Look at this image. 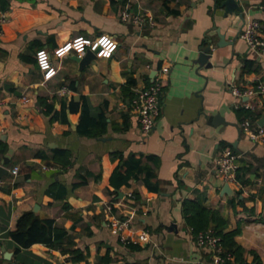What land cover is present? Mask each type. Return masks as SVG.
I'll use <instances>...</instances> for the list:
<instances>
[{
	"label": "crops",
	"instance_id": "1",
	"mask_svg": "<svg viewBox=\"0 0 264 264\" xmlns=\"http://www.w3.org/2000/svg\"><path fill=\"white\" fill-rule=\"evenodd\" d=\"M237 1L244 24L223 17L214 0H0V162L8 155V170L18 167L0 179V264L208 262L210 250L195 243L183 216L185 200L211 211L207 230L233 234L245 263L264 264V143L242 129L246 119L259 125L264 91H230L264 87V52H249L239 36L256 20L264 37V0ZM124 9L152 21H124ZM214 26L226 42L218 46L214 35L212 55L199 64ZM79 36L98 41L81 70L85 52L54 54ZM40 49L56 70L49 78ZM246 59L258 67L243 71ZM158 74L161 109L144 135L130 101ZM223 151L238 155L233 194L223 192L216 164ZM108 204L127 233L147 230L148 240L123 244L108 226ZM29 211L65 231L59 246L17 250L9 233Z\"/></svg>",
	"mask_w": 264,
	"mask_h": 264
},
{
	"label": "built area",
	"instance_id": "2",
	"mask_svg": "<svg viewBox=\"0 0 264 264\" xmlns=\"http://www.w3.org/2000/svg\"><path fill=\"white\" fill-rule=\"evenodd\" d=\"M264 11V3L260 5ZM141 14H134L127 9L121 11V19L124 21H131L135 24L142 25L147 21V18L152 21L151 16ZM6 21V11L0 9V28ZM239 36L247 45L249 52L255 55H260L264 52V37L259 34V23L256 20L248 21L244 28L239 32ZM98 47V41H91V39L79 36L73 38L63 45L55 49L54 54L61 57L68 53L70 50L76 51L79 55L83 54L88 48L95 51ZM37 63L39 67L45 71V78H49L55 73V68L51 65L49 60V53L45 49H40L36 52ZM169 67L165 66L161 69V73L167 74ZM60 91H64L61 89ZM230 91L234 96L245 97L253 94L254 92H263L264 87L262 84L257 85V89L253 88H240L234 84L230 85ZM161 75L158 74L154 81L147 87L135 90V95L130 101L131 111L137 115L141 131L144 135L148 134L155 125L157 116L161 109ZM242 129L253 143H264V126H254L249 119L242 123ZM238 155L231 151H223L217 158L216 164L222 179L230 184L239 186L240 183L236 176ZM13 174L17 173L18 167L14 166L9 169ZM129 197L133 198L131 193ZM107 223L111 231L120 237V241L124 244L129 240L133 243L145 242L149 238L147 230H140L136 233H127L128 223L121 219L119 215L113 212V206L108 204L106 206ZM219 237L214 235L211 231H199L195 235V243L199 247H205L210 250L211 260L208 262H199V264H236L234 263V256L231 253L223 255L224 248L219 242ZM226 261H229L227 263Z\"/></svg>",
	"mask_w": 264,
	"mask_h": 264
},
{
	"label": "trees",
	"instance_id": "3",
	"mask_svg": "<svg viewBox=\"0 0 264 264\" xmlns=\"http://www.w3.org/2000/svg\"><path fill=\"white\" fill-rule=\"evenodd\" d=\"M257 67L258 63L253 59L244 60L243 71L255 70ZM128 83H133V80L129 79ZM55 117L58 116L55 115ZM210 213L211 211L209 209L201 207L192 201H183V216L185 221L192 226L194 233L200 230H207L206 217L207 215L210 216ZM213 234L220 239L219 242L224 248L223 255L231 253L234 256V263L247 264L241 256L240 247L234 241L232 233L223 232L222 229L218 228L213 231ZM9 235L17 243V250H20V248L29 247L34 242H42L57 247L63 240L65 231L63 229L54 228L52 219H40L29 211L23 213L17 219L16 229L11 231ZM126 245L129 247L133 246V244L130 243ZM226 262L229 263V261ZM256 262V260L253 261V263ZM101 264H107V262Z\"/></svg>",
	"mask_w": 264,
	"mask_h": 264
},
{
	"label": "water",
	"instance_id": "4",
	"mask_svg": "<svg viewBox=\"0 0 264 264\" xmlns=\"http://www.w3.org/2000/svg\"><path fill=\"white\" fill-rule=\"evenodd\" d=\"M214 6L215 8L219 9V11H222L223 17H227L228 15H237L244 24L245 18L243 16V10L237 0H214ZM214 35L218 37V41L216 43L218 46H223L225 44V34L221 32L219 26H214L211 31H208L205 34L203 39L204 44L199 47L198 57L196 59L199 64H205L212 55L213 47L211 46V43L213 41ZM94 55L95 53L93 51H91L90 49H86L85 54L83 56L77 57L79 69L81 70L88 63H90ZM257 123L261 126L264 125V113L257 120ZM9 152H11V150H9ZM8 160V155H4L2 161L0 162V179L3 175L9 174L8 168L4 165L8 162ZM223 192H225L226 194H233V190L230 188L228 183L224 184ZM2 251L5 253V250L3 248Z\"/></svg>",
	"mask_w": 264,
	"mask_h": 264
}]
</instances>
